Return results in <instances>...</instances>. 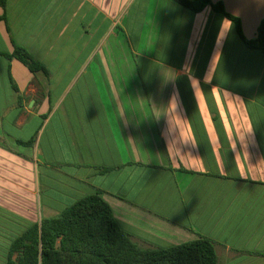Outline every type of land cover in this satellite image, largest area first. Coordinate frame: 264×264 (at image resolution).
<instances>
[{"label": "crops", "instance_id": "1", "mask_svg": "<svg viewBox=\"0 0 264 264\" xmlns=\"http://www.w3.org/2000/svg\"><path fill=\"white\" fill-rule=\"evenodd\" d=\"M211 1L257 38L264 0ZM4 15L0 240L7 215L26 227L99 194L140 248L203 237L219 264H264V54L233 21L177 0H7ZM15 44L46 73L6 58Z\"/></svg>", "mask_w": 264, "mask_h": 264}, {"label": "trees", "instance_id": "2", "mask_svg": "<svg viewBox=\"0 0 264 264\" xmlns=\"http://www.w3.org/2000/svg\"><path fill=\"white\" fill-rule=\"evenodd\" d=\"M177 1L196 13L211 6L234 22L248 48L264 54V20L258 28L257 38L248 40L240 20L227 13L222 3ZM0 7L6 10L7 0H0ZM0 20H6V16ZM5 57L21 61L32 73H46L45 67L30 52L16 44L13 53L5 54ZM34 142L33 139L20 143L32 145ZM23 223H18L22 225L20 228L17 216L7 215L5 237L0 240V264H219L215 243L203 237L168 248L138 247L99 194L80 199L58 217L41 219L26 227Z\"/></svg>", "mask_w": 264, "mask_h": 264}, {"label": "rangeland", "instance_id": "3", "mask_svg": "<svg viewBox=\"0 0 264 264\" xmlns=\"http://www.w3.org/2000/svg\"><path fill=\"white\" fill-rule=\"evenodd\" d=\"M39 204H40V205H44V204H45V199H44V197L39 199ZM44 216H45V215H44ZM38 219H40V216H38ZM18 223H19V221H17V226H19L20 228H22V225L20 226ZM18 233H19V231L17 230V234H18Z\"/></svg>", "mask_w": 264, "mask_h": 264}]
</instances>
